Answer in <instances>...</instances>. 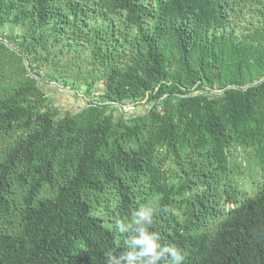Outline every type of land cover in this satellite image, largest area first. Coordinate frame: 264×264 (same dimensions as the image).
<instances>
[{
	"label": "trees",
	"instance_id": "16d2710c",
	"mask_svg": "<svg viewBox=\"0 0 264 264\" xmlns=\"http://www.w3.org/2000/svg\"><path fill=\"white\" fill-rule=\"evenodd\" d=\"M149 203L184 264H264V0H0V264H106Z\"/></svg>",
	"mask_w": 264,
	"mask_h": 264
},
{
	"label": "clouds",
	"instance_id": "9594fccd",
	"mask_svg": "<svg viewBox=\"0 0 264 264\" xmlns=\"http://www.w3.org/2000/svg\"><path fill=\"white\" fill-rule=\"evenodd\" d=\"M159 206L149 203L140 206L129 220L117 222L124 235V250L118 255L106 253V264H184L187 253L175 244L162 242L161 234L152 230Z\"/></svg>",
	"mask_w": 264,
	"mask_h": 264
},
{
	"label": "rangeland",
	"instance_id": "374dc122",
	"mask_svg": "<svg viewBox=\"0 0 264 264\" xmlns=\"http://www.w3.org/2000/svg\"><path fill=\"white\" fill-rule=\"evenodd\" d=\"M43 88L51 103L65 113L75 112L78 107H84L90 100L96 99L95 97H97L98 93L103 90V85L101 83L98 84L95 92L89 97L85 96L83 88L76 91L70 87L60 86L55 82H46V84H43ZM128 106H123V109L132 113H141L147 108V104L144 101L134 105L132 110L127 109ZM115 115H117V112H115Z\"/></svg>",
	"mask_w": 264,
	"mask_h": 264
},
{
	"label": "built area",
	"instance_id": "2783aa9c",
	"mask_svg": "<svg viewBox=\"0 0 264 264\" xmlns=\"http://www.w3.org/2000/svg\"><path fill=\"white\" fill-rule=\"evenodd\" d=\"M134 108L133 105H129L127 109L132 110Z\"/></svg>",
	"mask_w": 264,
	"mask_h": 264
}]
</instances>
